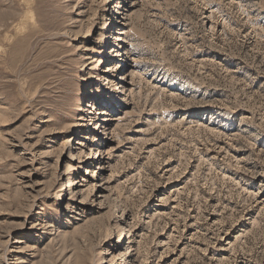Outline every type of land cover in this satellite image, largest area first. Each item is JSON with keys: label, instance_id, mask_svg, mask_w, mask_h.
Masks as SVG:
<instances>
[{"label": "rangeland", "instance_id": "rangeland-1", "mask_svg": "<svg viewBox=\"0 0 264 264\" xmlns=\"http://www.w3.org/2000/svg\"><path fill=\"white\" fill-rule=\"evenodd\" d=\"M103 262L264 264V0H0V264Z\"/></svg>", "mask_w": 264, "mask_h": 264}, {"label": "bare ground", "instance_id": "bare-ground-1", "mask_svg": "<svg viewBox=\"0 0 264 264\" xmlns=\"http://www.w3.org/2000/svg\"><path fill=\"white\" fill-rule=\"evenodd\" d=\"M120 40H123L122 38H120ZM125 41V40H124ZM119 46H121V45H119ZM117 85V87H116V93L120 90V88H121V86L119 85V84H116ZM88 91H90V88L89 87H87L86 88ZM91 92V91H90ZM99 122H97L96 123V125L98 124ZM95 130V129H94ZM85 138H88V136H86ZM103 264H107V262H103Z\"/></svg>", "mask_w": 264, "mask_h": 264}]
</instances>
